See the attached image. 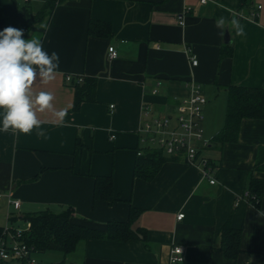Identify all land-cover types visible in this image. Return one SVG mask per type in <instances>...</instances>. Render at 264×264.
Wrapping results in <instances>:
<instances>
[{
    "label": "crops",
    "instance_id": "0c3cea01",
    "mask_svg": "<svg viewBox=\"0 0 264 264\" xmlns=\"http://www.w3.org/2000/svg\"><path fill=\"white\" fill-rule=\"evenodd\" d=\"M45 1L30 0L29 5L36 11ZM258 3L264 0H252ZM25 5L0 0V24L23 21ZM237 6L238 0L57 3L41 36L44 49L59 54L60 66L54 80L37 79L32 87L34 93L52 92L54 110L67 109V116L60 125L51 111L37 112L44 136L35 128L27 134L0 131V192L21 201L18 212L0 201V225L8 221L5 212L72 207L77 220L105 226L112 219L128 220L134 206L140 212L132 226L145 228V241L91 238L69 252L65 264H170L175 245L184 248L182 264H264V195L257 203L247 195L250 177H264L255 167L264 146V119H243L237 141L213 139L225 123L227 87L264 88V12L253 18ZM181 14L184 24L178 21ZM90 18L110 22L112 36L89 35ZM221 18L225 23L218 28ZM233 18L244 26V36L235 34ZM109 46L118 52L114 59ZM226 48L231 55H222ZM66 74L96 76V101L73 109L74 87ZM190 78L203 85L208 98L203 128L209 145L200 154L210 160V175L178 155L164 162L153 179L135 177L137 151L144 147L138 133L145 119L142 106L151 116L165 115L175 97L189 93ZM3 115L0 109V127ZM95 175L113 176L117 201L94 200ZM227 222L242 228V250L235 259L225 257L221 248Z\"/></svg>",
    "mask_w": 264,
    "mask_h": 264
},
{
    "label": "trees",
    "instance_id": "16d2710c",
    "mask_svg": "<svg viewBox=\"0 0 264 264\" xmlns=\"http://www.w3.org/2000/svg\"><path fill=\"white\" fill-rule=\"evenodd\" d=\"M61 0H46L40 9L34 11L29 2L24 7V19L17 25L0 24V31L12 26L24 31V38L28 39L31 32L37 31L39 36L45 29L46 23L51 17L54 7ZM238 9L251 12L255 5L252 0H238ZM88 34L96 37L109 38L113 30L110 22L90 18L88 22ZM222 55H231L226 48ZM98 79L96 76H83L80 82L73 79L70 85L74 87L73 109H79L83 102L96 101V89ZM228 89L227 111L224 126L214 135V141L221 143L234 142L238 139L240 125L243 119H264V88L231 84ZM137 155L134 165V176L144 180L153 179L164 162L174 159L175 156L166 154L159 148L144 149ZM256 156L255 167L264 171V146H260ZM114 180L112 175H95L93 198L103 200L109 204L118 200L115 195ZM249 199L259 202L264 195V177L252 175L248 182ZM72 207L62 211L42 210L26 214H14L11 217L12 224L15 220L23 218L30 222L28 231L24 233V241L34 247L32 253H42L48 250L61 251L68 254L76 249L81 241L91 238L108 239L115 241H127L131 239H147V232L143 227L134 228V220L139 215L140 209L130 207L128 220L112 219L105 226L86 224L77 220L73 215ZM15 225V224H14ZM5 236L3 226L0 225V238ZM221 245L225 257L235 259L241 252L242 228H235L225 223L222 228ZM56 264H65L62 260Z\"/></svg>",
    "mask_w": 264,
    "mask_h": 264
},
{
    "label": "built area",
    "instance_id": "2783aa9c",
    "mask_svg": "<svg viewBox=\"0 0 264 264\" xmlns=\"http://www.w3.org/2000/svg\"><path fill=\"white\" fill-rule=\"evenodd\" d=\"M29 2L30 0H22ZM207 2L208 0H201ZM264 12V4H255L254 9L250 12L253 18L257 17L259 13ZM180 24H184L183 15L178 17ZM118 56V52L114 46H109V58L114 59ZM192 63H197V60L192 57ZM82 75L66 74L65 80L69 83L76 79V82L82 80ZM189 93L181 98L175 97L177 100L174 108H169L165 115H150L148 107L142 106V115L145 116L141 123L138 133L143 136L140 137V142L144 147L139 148L137 155H140L147 148H159L166 154L173 156H182L186 162L190 164H200L205 167L203 170L206 175H210L212 166L210 160L201 157V150L209 145V141L204 137V106L208 102V98L204 92L203 85L190 78L186 82ZM156 90H153L155 92ZM113 107V105H110ZM116 134L111 135L115 138ZM211 183L215 182V178L211 177ZM249 196V193H247ZM5 203L18 212L21 206V201L13 197L11 192L3 194L0 192V201ZM19 214V213H18ZM13 214L8 213V221L3 226L5 236L0 238V264H52L40 262L35 253L33 246L28 245L23 237L24 233L28 231L30 222H27L26 228H17L10 222ZM184 212L177 214L178 219L184 217ZM180 248V253L176 249ZM170 264H182L184 261V248L182 245H175L171 250Z\"/></svg>",
    "mask_w": 264,
    "mask_h": 264
},
{
    "label": "clouds",
    "instance_id": "9594fccd",
    "mask_svg": "<svg viewBox=\"0 0 264 264\" xmlns=\"http://www.w3.org/2000/svg\"><path fill=\"white\" fill-rule=\"evenodd\" d=\"M225 21H217V27L223 28ZM237 36H244V26L235 18L231 21ZM44 36L32 35L24 38V31L8 26L0 31V109H4L0 131L9 129L16 133H30L44 136L40 127L42 121L37 112L51 111L56 122L63 125L67 109L54 110L52 92L34 93L33 84L39 79L48 83L55 79L60 66L59 54H49L44 49ZM260 215H264L261 213ZM180 253L181 249H176Z\"/></svg>",
    "mask_w": 264,
    "mask_h": 264
},
{
    "label": "rangeland",
    "instance_id": "374dc122",
    "mask_svg": "<svg viewBox=\"0 0 264 264\" xmlns=\"http://www.w3.org/2000/svg\"><path fill=\"white\" fill-rule=\"evenodd\" d=\"M32 33L34 35H37L38 32L35 31V32H32ZM220 101H222V98H220L218 100V103H220ZM219 114H220V112H219ZM219 114L217 113L216 118L220 120V115ZM203 149H205V148H203ZM202 151H204V150H202ZM5 215H6V220H8V214L6 212L4 213V217H5ZM3 220H5V219H3ZM10 222H12V221L10 220ZM14 223H15V227H17V228H26L27 227V221L24 220L23 218H19L18 220H15ZM68 256H69V254H64L61 251H57V250H54V251L53 250H48L47 252H42V253H37L36 254L37 259L40 262H44V263H52V262H57V261H62V260L65 261V259L67 260L66 263H68V258H67Z\"/></svg>",
    "mask_w": 264,
    "mask_h": 264
},
{
    "label": "water",
    "instance_id": "95a60500",
    "mask_svg": "<svg viewBox=\"0 0 264 264\" xmlns=\"http://www.w3.org/2000/svg\"><path fill=\"white\" fill-rule=\"evenodd\" d=\"M226 37H228V33L226 32ZM226 40H228V39H226Z\"/></svg>",
    "mask_w": 264,
    "mask_h": 264
}]
</instances>
